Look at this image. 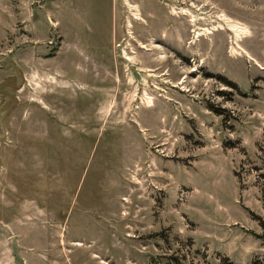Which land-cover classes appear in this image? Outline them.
I'll return each mask as SVG.
<instances>
[{
	"label": "rangeland",
	"instance_id": "rangeland-1",
	"mask_svg": "<svg viewBox=\"0 0 264 264\" xmlns=\"http://www.w3.org/2000/svg\"><path fill=\"white\" fill-rule=\"evenodd\" d=\"M167 260L264 264V0H0V264Z\"/></svg>",
	"mask_w": 264,
	"mask_h": 264
},
{
	"label": "bare ground",
	"instance_id": "bare-ground-1",
	"mask_svg": "<svg viewBox=\"0 0 264 264\" xmlns=\"http://www.w3.org/2000/svg\"><path fill=\"white\" fill-rule=\"evenodd\" d=\"M225 18V17H224ZM223 17H222V19H224ZM225 20H226V22H227V26H228V29L229 30H231V31H233V33H234V35H235V39L236 40H238V38H240V37H243L244 35H245V33H247V30H246V28H244V27H242V26H239L238 24H236V23H233L231 20H229L228 18H225ZM217 28H219V29H222V26L221 25H217L216 26ZM217 28H212L211 30H216ZM211 30H208V29H205V31L207 32V33H210L211 32ZM204 32H197L196 34H197V36H200V35H202ZM238 46V45H237ZM237 50V49H236ZM182 82H183V80H182ZM145 101H146V106H152V102H151V98H149V97H146L145 98ZM80 244V243H79Z\"/></svg>",
	"mask_w": 264,
	"mask_h": 264
},
{
	"label": "trees",
	"instance_id": "trees-1",
	"mask_svg": "<svg viewBox=\"0 0 264 264\" xmlns=\"http://www.w3.org/2000/svg\"><path fill=\"white\" fill-rule=\"evenodd\" d=\"M164 264H172L169 260H167Z\"/></svg>",
	"mask_w": 264,
	"mask_h": 264
}]
</instances>
